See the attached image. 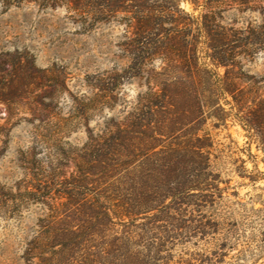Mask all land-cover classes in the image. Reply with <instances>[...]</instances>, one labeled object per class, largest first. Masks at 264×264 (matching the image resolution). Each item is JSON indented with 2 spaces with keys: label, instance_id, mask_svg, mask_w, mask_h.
Instances as JSON below:
<instances>
[{
  "label": "trees",
  "instance_id": "1",
  "mask_svg": "<svg viewBox=\"0 0 264 264\" xmlns=\"http://www.w3.org/2000/svg\"><path fill=\"white\" fill-rule=\"evenodd\" d=\"M88 2L98 22L123 14L126 32L135 36L137 45L145 32H165L160 26L162 30L154 28L155 18L161 19L163 13L170 17V59L163 56L170 60V89L160 90L163 96L170 92V157L147 156L155 149L152 120L115 126L106 144L88 160L76 162L77 177L70 188L58 192L55 199L65 196L74 208L49 207V188L41 197L26 192L29 201L48 206V216L40 226V237L28 244L24 263L264 264V207L260 203L261 208L254 209L252 199L250 203L225 201L223 194L232 190L231 180L222 179L232 175L255 187L264 182V173L258 171L249 150L247 160L239 156L245 149L230 145L214 150V155L209 136L198 138L196 129L207 119L215 121V129L230 119L244 132L247 145L254 144L264 154V86L262 80L244 73L240 62L264 50V23L246 31L217 23L230 10L262 12L264 0H0L5 11L66 6L80 12L89 7ZM187 4L192 13L181 8ZM159 36L154 45L166 49L169 40ZM136 52L137 48L129 52L132 77L140 76L145 65ZM149 94L158 98L152 89ZM159 105L153 103L149 109ZM205 110L221 116L203 117ZM183 123L190 129L175 137ZM148 133L151 136L146 137ZM248 162L251 171L246 169ZM220 184L225 187L219 188ZM230 195L238 199L236 192ZM169 200L170 256H163L164 245L150 242L145 225L138 222L152 212L162 215ZM189 247L195 252H189Z\"/></svg>",
  "mask_w": 264,
  "mask_h": 264
},
{
  "label": "rangeland",
  "instance_id": "2",
  "mask_svg": "<svg viewBox=\"0 0 264 264\" xmlns=\"http://www.w3.org/2000/svg\"><path fill=\"white\" fill-rule=\"evenodd\" d=\"M87 6L80 12L66 6L44 11L22 6L5 11L0 4V264H25L23 254L28 244L40 237L48 206L74 208L65 196L55 198L76 179V162L88 160L106 144L115 126L152 120L155 149L147 156L170 157V92L165 96L160 92L164 86L170 89V17L163 13L161 19L155 18L154 28L160 26L165 32H145L137 45L135 36L126 32L123 14L98 22L90 12L91 2ZM181 8L187 13L193 10L188 4ZM217 23L232 31H246L263 25L264 10H230ZM162 35L169 40L166 49L154 45ZM134 48L145 64L137 77L128 70L132 62L129 52ZM151 53L154 55L149 57ZM240 62L243 72L262 80L264 86V50ZM218 74L222 76L224 69ZM150 89L158 98L150 97ZM153 103H161V107L150 110ZM220 105L228 111L223 102ZM205 112L203 117L219 114ZM214 122L207 119L196 128L198 138L209 136L212 153L216 155L214 150L228 145L234 150L245 149L239 156L247 160L250 152L258 171L264 173V154L257 152L254 144L247 145L240 127L228 119L226 126L215 129ZM185 124L175 137L190 129ZM246 169L251 171L253 165L248 162ZM222 179L231 180L232 190L223 194L225 201L250 203L252 199L254 209H260V203L264 207V182L252 187L248 180L236 176ZM46 188L52 197L46 201L48 206L25 196L33 191L41 197ZM233 192L238 194L237 200L230 195ZM167 205L162 215L152 212L138 222L145 225L150 242L164 245L163 256H170L172 236L170 200ZM188 251L195 249L189 247Z\"/></svg>",
  "mask_w": 264,
  "mask_h": 264
}]
</instances>
